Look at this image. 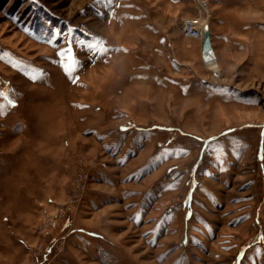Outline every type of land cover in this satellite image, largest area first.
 Wrapping results in <instances>:
<instances>
[{
  "label": "rangeland",
  "instance_id": "1",
  "mask_svg": "<svg viewBox=\"0 0 264 264\" xmlns=\"http://www.w3.org/2000/svg\"><path fill=\"white\" fill-rule=\"evenodd\" d=\"M206 2L0 0V264H264V0Z\"/></svg>",
  "mask_w": 264,
  "mask_h": 264
},
{
  "label": "built area",
  "instance_id": "2",
  "mask_svg": "<svg viewBox=\"0 0 264 264\" xmlns=\"http://www.w3.org/2000/svg\"><path fill=\"white\" fill-rule=\"evenodd\" d=\"M179 1H190L193 2L194 5L198 8V12L203 15V18L208 19V10H207V2L206 0H179ZM207 15V16H206ZM206 20L201 21L200 17L192 18V17H186L182 19L181 25H180V34L183 38L188 40H196L200 43L204 40L205 33H208L211 36L210 28L208 27L207 23H205ZM203 42L201 43L202 47ZM201 55L203 57V54L201 52ZM204 60V58H203ZM214 73V72H213ZM217 74V73H216ZM216 74L214 73V76H212L214 79L216 77ZM219 78V77H218ZM216 80V79H215ZM178 174L175 176L177 177ZM87 175L84 177V181L82 182V177L79 176V180L77 182V185L75 187L74 195L68 199V201L64 204H60V206L67 207L69 206V203H77L80 201L79 196L81 195L83 189L86 185V179Z\"/></svg>",
  "mask_w": 264,
  "mask_h": 264
},
{
  "label": "bare ground",
  "instance_id": "3",
  "mask_svg": "<svg viewBox=\"0 0 264 264\" xmlns=\"http://www.w3.org/2000/svg\"><path fill=\"white\" fill-rule=\"evenodd\" d=\"M210 41H211V40H210ZM202 42H203V41H202ZM202 42H201V43H202ZM201 43H200V44H201ZM210 44H211V42H210ZM211 49H212V45H211ZM204 54H205V57L208 59L209 64L215 69L214 71H217V72H219V74H220V70H219L218 64H217V62H216V60H215V56H214V54L212 53V51L210 52L209 50H206V51L204 52ZM217 72H215V74H216ZM219 74L217 73L216 76L219 77ZM215 81H216V80H215Z\"/></svg>",
  "mask_w": 264,
  "mask_h": 264
},
{
  "label": "water",
  "instance_id": "4",
  "mask_svg": "<svg viewBox=\"0 0 264 264\" xmlns=\"http://www.w3.org/2000/svg\"><path fill=\"white\" fill-rule=\"evenodd\" d=\"M210 40H211L210 35L208 33H205L203 44H202V47H201L202 54H204V52L206 50H209L210 52L212 51L211 44H210L211 41Z\"/></svg>",
  "mask_w": 264,
  "mask_h": 264
},
{
  "label": "snow or ice",
  "instance_id": "5",
  "mask_svg": "<svg viewBox=\"0 0 264 264\" xmlns=\"http://www.w3.org/2000/svg\"><path fill=\"white\" fill-rule=\"evenodd\" d=\"M111 2H112V0H109V3H111ZM92 47H98L100 52H105L106 53L108 51V49L106 47H104V45L102 43H98V45H94ZM68 59L71 60L72 59L71 56H69ZM74 63L75 62L73 61V64ZM69 70H74V69L69 67Z\"/></svg>",
  "mask_w": 264,
  "mask_h": 264
},
{
  "label": "crops",
  "instance_id": "6",
  "mask_svg": "<svg viewBox=\"0 0 264 264\" xmlns=\"http://www.w3.org/2000/svg\"><path fill=\"white\" fill-rule=\"evenodd\" d=\"M212 45V44H211Z\"/></svg>",
  "mask_w": 264,
  "mask_h": 264
}]
</instances>
